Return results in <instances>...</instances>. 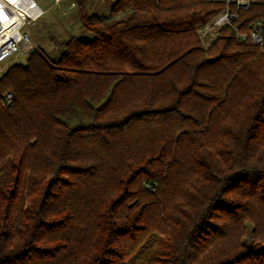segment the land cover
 <instances>
[{
    "label": "trees",
    "instance_id": "1",
    "mask_svg": "<svg viewBox=\"0 0 264 264\" xmlns=\"http://www.w3.org/2000/svg\"><path fill=\"white\" fill-rule=\"evenodd\" d=\"M75 1L0 73V264H264V0Z\"/></svg>",
    "mask_w": 264,
    "mask_h": 264
},
{
    "label": "rangeland",
    "instance_id": "2",
    "mask_svg": "<svg viewBox=\"0 0 264 264\" xmlns=\"http://www.w3.org/2000/svg\"><path fill=\"white\" fill-rule=\"evenodd\" d=\"M27 4L31 22L23 29L30 36V41L22 47L19 54L0 62V73L14 63H23L27 53L35 46H40L50 54L55 52L53 40L61 41L69 35H84L78 20V6L75 0H17ZM88 12L107 15L111 0H84ZM202 28L198 36L205 37Z\"/></svg>",
    "mask_w": 264,
    "mask_h": 264
},
{
    "label": "built area",
    "instance_id": "3",
    "mask_svg": "<svg viewBox=\"0 0 264 264\" xmlns=\"http://www.w3.org/2000/svg\"><path fill=\"white\" fill-rule=\"evenodd\" d=\"M17 1V0H16ZM14 0H0V62L19 54L22 47L30 41L29 34L24 27L31 22L27 12V4ZM255 0H225L227 5L223 7L208 23L202 27V32L213 35L214 31L236 17L238 8H248ZM228 4H233L231 9ZM264 21H256L249 32H236L241 40H247L252 44L260 43L263 38Z\"/></svg>",
    "mask_w": 264,
    "mask_h": 264
},
{
    "label": "water",
    "instance_id": "4",
    "mask_svg": "<svg viewBox=\"0 0 264 264\" xmlns=\"http://www.w3.org/2000/svg\"><path fill=\"white\" fill-rule=\"evenodd\" d=\"M216 57H213V58H209L208 60H214Z\"/></svg>",
    "mask_w": 264,
    "mask_h": 264
},
{
    "label": "bare ground",
    "instance_id": "5",
    "mask_svg": "<svg viewBox=\"0 0 264 264\" xmlns=\"http://www.w3.org/2000/svg\"><path fill=\"white\" fill-rule=\"evenodd\" d=\"M14 1H16V0H14ZM17 3H19L18 1H16ZM21 3V2H20ZM22 4V3H21Z\"/></svg>",
    "mask_w": 264,
    "mask_h": 264
}]
</instances>
